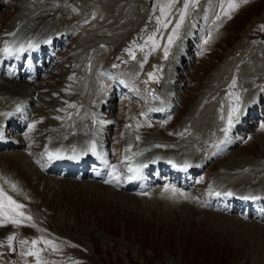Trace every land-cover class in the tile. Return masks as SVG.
<instances>
[{"label": "rangeland", "instance_id": "1", "mask_svg": "<svg viewBox=\"0 0 264 264\" xmlns=\"http://www.w3.org/2000/svg\"><path fill=\"white\" fill-rule=\"evenodd\" d=\"M117 1H110L108 12L110 10L111 12L108 14V18L114 19L113 22L117 18H121L119 19V25L121 23L123 26L114 32L99 30L93 34V37L110 42L107 40L108 35L112 33L111 36H114V45L108 46L110 48L102 62H100L103 64L107 60L113 59L116 56L115 52L120 50L119 46L123 44V41L127 44L129 38L133 37L136 43L132 46L137 49L141 46L139 50H141V55H145L143 57L144 63L141 64V68H137L136 74L131 76L133 81L130 84L136 85L135 88L140 89L142 93L139 94L138 101H125L126 110H131V113L135 115L134 121L137 125L139 118L144 121L147 119L145 115L140 114L141 110L136 109V103L139 102L141 107L145 103L156 106L160 99L156 92L153 93L151 87L155 85L154 82L157 79L160 82L162 77L163 67L161 65L166 57L164 49L161 54V49H158V47L166 27L157 25V14H153L148 18L144 27H140L141 20L147 15L146 10L131 9V12L121 11L115 13L116 11L113 10L119 6ZM13 3V7L2 9L3 13L1 15H7L6 18L4 17L3 27L8 24L15 14ZM156 10L160 11V8ZM262 10H264V0L247 3L244 9H238L239 14L237 13L235 21L232 24L229 22L223 32L209 38L207 43L211 47L208 52L199 61L191 63L189 67H184L187 71L185 76L179 78L182 91L179 101L180 106L177 114L175 113L176 119L164 130L167 132L172 130V126H175L177 120L189 110L191 104L199 95L205 76L216 68L228 51H233L237 47L236 45L240 43L238 40L243 32L242 28L245 29L244 23L264 19V17L256 19V17L260 18ZM127 16H132V18L126 22ZM152 18L154 20L147 24ZM138 19L140 21L137 27ZM166 19L168 20V12ZM138 28L141 29L138 30ZM149 36L154 37L155 43L148 39ZM243 44L241 42L240 46H243ZM232 53L229 54V58L233 56ZM235 59L237 58L231 59L230 63L235 64ZM61 73L59 71L51 78L42 79L39 85L51 88L54 91L59 86L57 77H60ZM148 73H153V77L149 78ZM147 76L149 79H146ZM120 81L123 85V79ZM45 82H47V85ZM235 85L240 87L238 82ZM91 86L89 85L88 88ZM237 87L235 88L238 89ZM100 88L98 86L96 89L86 92L85 97L88 99L95 97L97 100L96 97L100 95ZM245 96L242 97L245 98ZM262 96L264 98V92H262ZM124 98L128 100L130 96L127 95ZM46 104L39 102L35 105V110L44 115L48 109ZM263 106L264 102H262L261 107ZM111 109L109 122L115 121L116 123L112 128L109 127L107 132L111 134L113 139L114 158L118 159L119 145L122 148V156V151L131 144L129 139L139 142V139L133 138L131 133L130 136L127 135L129 129L134 133L133 129L137 132L138 130L127 127V120L125 119L128 113L125 112L122 99L117 102L115 100L111 105ZM256 112L251 117L252 121L249 128H252V133L247 137L246 143L242 144V147L233 149L225 159L218 161L211 168L212 171H217L220 166L230 165L234 161H246L250 156L257 157L260 154L264 156V127H262L264 125V109H257ZM44 123H39L36 129L29 132L30 134H25L27 136L26 143L29 136H32H30L31 145L30 147L24 146V148L17 149L18 152L15 151L17 153L16 158L9 161L10 158L7 157V153L14 151L13 149L0 151V154L2 153L0 159H6L8 165L21 169L24 175L33 182L32 186L29 185V190L33 192L34 196L36 195V200L34 196L32 198L34 200L30 199L29 196L24 194L23 189L18 188L19 186L13 187L12 182L0 173L1 181L4 182L3 186L7 187V190L12 189V199L23 205L18 211L24 213L19 225L0 224V264H36V257L22 255V252H27L30 248H33L31 244L33 239L39 241L35 247L43 249L40 256L43 260L48 261V264H264V224L240 220L239 217L234 219L230 216L237 217V215H228L221 212L217 214L218 211L198 212L192 208L188 211V209H184L185 206H180L181 209L176 207L174 208L175 212L169 213L167 209L166 211L159 207L157 210L154 208V204L148 203L149 206L137 200V202L134 200L125 201L126 199L123 198L119 199L117 203L116 198V201L109 202L108 199L105 200L106 198H104L106 196L105 191L100 196L99 194L95 195V192L92 194L83 192L84 190L78 192L76 190L81 189L80 183L74 186V183H66L60 177H57V185H52L51 180L47 178L46 164L39 156V151L42 148L40 142H42L44 135L42 132L45 131ZM142 132L145 133L144 130ZM32 138L34 139L32 140ZM24 158L30 159V161L25 162ZM30 163L34 164L33 167H37L40 173L37 175L38 177L32 176ZM248 184L241 182L239 186L248 187ZM61 185L62 187L68 185L67 188L73 193H67L66 190H63L65 193H60L55 187ZM85 187L89 190L92 189L89 184L83 186V188ZM107 195L117 197L110 193ZM19 197L21 199H18ZM160 204L162 205V203ZM29 216L32 218L31 221L26 219ZM9 235H14L11 248L7 241ZM41 237L44 240L52 241L57 249L53 250L50 245H45L44 241L40 240ZM21 240L27 241V243L22 246L20 244Z\"/></svg>", "mask_w": 264, "mask_h": 264}, {"label": "snow or ice", "instance_id": "2", "mask_svg": "<svg viewBox=\"0 0 264 264\" xmlns=\"http://www.w3.org/2000/svg\"><path fill=\"white\" fill-rule=\"evenodd\" d=\"M175 2V0H170V2L166 5H162L160 7V13L161 16L157 17V25L159 27H167V24L170 22L166 19V15H167V11L171 9L172 4ZM198 0H184V4H183V10L180 13L179 16V21L176 23L175 27L172 30V35H169L168 37V43L171 44L173 41V37L175 36L177 30L180 28L181 24L183 23L184 19H185V15L187 14L188 8L190 6L195 7L197 4ZM222 9H223V5H221ZM235 7H237V5L233 2H231V0H229L228 5H227V10L224 11V14L227 15L228 14V10L234 9ZM162 17H164V19H162ZM220 17L217 16V20H219ZM262 30H264V25H261ZM149 40H152L153 43H155L154 41V37L153 36H149L148 37ZM205 43H207V41H205ZM34 45H32L31 43H29L28 48H33ZM25 51V48L23 45H21L19 48L15 49V52H23ZM125 51L129 52L130 55L132 56V58H135L134 53H132L131 48L125 49ZM3 52L7 55H13L14 51L13 49H11L10 47H8L7 45L4 47ZM164 55L165 57L168 56V48L165 47L164 48ZM115 67V65H114ZM149 78L153 77V73H148ZM233 84H235V81H233ZM20 109L17 108V111H19ZM237 108H233L229 114H228V128L224 129L225 135H227V132L229 130V128L232 126L233 123V114L237 111ZM7 115H11V113H8ZM59 118V117H57ZM30 128L32 126H29ZM262 127H264V125H262ZM137 139H139V137H137ZM90 150L93 154H96V144L95 142H93L90 145ZM188 167L187 164L184 165V168L186 169ZM129 172L134 173V175L129 176V179H139L141 178L140 176V168H131L129 167L128 169ZM106 183H111L112 181H105ZM117 182H118V178H117ZM13 187H15V185H13ZM164 191H170L171 194L173 196L177 195L178 193V189H176L174 186H169V185H165ZM179 195L184 196L185 199H187L188 197L184 194V193H179ZM216 195H220V193H216ZM226 195L231 196L232 193L228 192L226 193ZM0 197H2L3 199L0 200V216L3 217L2 220H0V224H15V225H19L21 223V218L24 217V213L18 211L19 209H21L23 207V205L17 203L15 200L12 199L11 196H8L5 192H3L2 189H0ZM27 220L31 221V217H26ZM35 226V225H33ZM14 240V235H9L7 237V241H8V245L11 248L12 247V243ZM40 240L44 241L45 245H50L53 250L57 249V246L53 244L52 241H47L44 240L43 237L40 238ZM27 243V241H20V244L23 246ZM39 243L38 240L33 239L31 241V244L33 245V248H30L27 252H22V255H29V256H34L36 257V264H48V261H45L41 258L40 253L41 251H43V249L41 248H37L35 247L37 244ZM14 250V249H13Z\"/></svg>", "mask_w": 264, "mask_h": 264}, {"label": "bare ground", "instance_id": "3", "mask_svg": "<svg viewBox=\"0 0 264 264\" xmlns=\"http://www.w3.org/2000/svg\"><path fill=\"white\" fill-rule=\"evenodd\" d=\"M128 12V11H127ZM128 14V13H127ZM125 15V14H124ZM35 21H33L32 23H34ZM187 25L185 26V29H184V31H187ZM184 37L185 36H183L180 40H179V42H177V44H176V46H175V48L172 50V55L173 56H175L176 58H178L180 55H181V52H182V47H183V40H184ZM233 52V51H232ZM225 63V59L223 60V62L221 63V65H223ZM19 64V63H18ZM171 65L173 66V67H176V63H175V61H173L172 63H171ZM18 66H22V63L20 62V64L18 65ZM219 71H221V68H219ZM7 75H8V77L10 78V81H7V83H2V84H0V87L2 88V89H6V90H8V91H10V94H12V97H8L7 95H2V96H0V108L1 107H3V106H11L12 108H14L16 105H17V101H18V99L21 97V95H28V94H30V92H28L27 91V89H25V82H23V81H20L19 79H17V77H15L13 74H11V73H7ZM216 76V71H213L212 72V74L210 75V76H208V78H206L205 80H204V83H205V90H207L213 83L211 82V80H212V78H214ZM45 88V87H44ZM36 91H39L40 92V95H41V93H45L46 92V90L45 89H43L42 87H36V90H32V93H31V95L34 97V95H35V92ZM57 93H53V95H56ZM208 93L207 92H203L202 93V97H205L206 95H207ZM8 99H11L12 100V102L11 101H9V102H6ZM41 99L42 100H45L46 98L44 97V96H41ZM203 98H200V100L197 102V103H195L194 105L195 106H197L200 102H201V100H202ZM46 101V100H45ZM252 105V104H251ZM248 111V110H247ZM246 111V108L241 112V114H240V117H242L243 115H245L246 113H248ZM77 113V110L76 109H74V115ZM32 114V113H31ZM41 115V114H40ZM46 115V114H45ZM48 115V114H47ZM41 118L42 117H38V119L37 118H35L36 120H41ZM87 120L89 121V123H91V121H93L94 120V115H93V113H91L90 114V116L87 118ZM77 122V120H76V118H75V116H73L70 120H65L64 119V117H62L61 119H60V121L59 122H54L53 123V125H52V128H51V130H49V131H47V135H49V137H50V139H51V142H53L55 139H57V140H62V142H64V143H67L68 145H69V147H71L72 146V142L70 141V139H69V136H70V131H71V129L73 128V125L75 124ZM82 130V128L80 129V131ZM42 132V131H41ZM43 133V132H42ZM30 134V133H29ZM32 134V133H31ZM46 134V133H45ZM29 136V135H28ZM31 136V135H30ZM25 137H27L26 135H25ZM32 137V136H31ZM30 137V138H31ZM34 138H32V140H33ZM82 141L84 142V140L82 139ZM31 142V141H30ZM35 142V141H34ZM16 144H18V142H15V143H13V142H10V143H7V146L6 147H8V146H14V145H16ZM19 144H21V143H19ZM40 144V143H39ZM16 147V146H15ZM45 149H46V146H45ZM64 150H66L65 148H62V151H64ZM132 152H130L129 154H127L126 155V158H127V160H126V163H131V161L133 160V159H135V155H136V151H137V148H133L132 150H131ZM34 153V152H33ZM132 153H135V154H132ZM19 154H21V153H19ZM23 154V153H22ZM31 154V153H30ZM45 154V153H44ZM10 155H13V156H16L17 155V153H11ZM9 154H8V156H10ZM237 155V154H236ZM24 156V155H23ZM34 156V155H33ZM230 156V155H229ZM21 157H22V155H21ZM25 157H27V156H25ZM29 157V156H28ZM23 158V157H22ZM35 158V157H34ZM13 159V158H12ZM47 159V158H46ZM227 159V158H226ZM1 161H6V159L4 160H1ZM29 161H30V159H29ZM39 161V160H38ZM43 161V160H42ZM252 161H254V160H252ZM40 162V161H39ZM234 162H238V161H234ZM233 162V163H234ZM251 162V161H250ZM0 163H2V162H0ZM36 163V162H35ZM37 164V163H36ZM40 165V164H39ZM226 166V165H225ZM225 166H223V167H225ZM240 166V167H239ZM242 166H244V164H242V163H237L235 166H233L232 167V169H236V168H241ZM148 167V166H147ZM226 168H229L228 166H226ZM33 170V174H32V176L33 175H35L36 177H38L37 175L38 174H40L39 172H38V170L37 169H35V168H33L32 169ZM221 171V170H220ZM42 172V171H41ZM21 176H22V179L23 180H25V181H28V178L27 177H25L22 173H21ZM35 176H33V177H35ZM6 178V177H5ZM0 180H1V178H0ZM147 180H149V178H147V177H145V175H142V184H145L146 183V181ZM19 182V184H20V181H18ZM4 183V182H3ZM8 183V182H7ZM6 183V184H7ZM11 184V183H10ZM9 184V185H10ZM94 184V183H93ZM5 185V184H4ZM80 186H81V189H78V190H76V191H78V192H82L81 190H84L83 192H88V191H86L87 190V188L85 187V188H83V185H82V183H80L79 184ZM95 185V184H94ZM146 185V184H145ZM7 186H8V184H7ZM68 186V185H67ZM67 186H63L62 187V185H61V187L59 186V188L58 187H55L56 188V190L57 191H62V190H69V188H67ZM74 186H76V184L74 185ZM73 186V187H74ZM69 187V186H68ZM5 189L7 188V187H4ZM19 188V187H18ZM65 188V189H64ZM72 188V187H71ZM77 188V187H76ZM94 188V187H93ZM92 188V189H93ZM73 189H75V188H73ZM89 189V188H88ZM95 189H96V191H95V195H97V194H99V196L102 194V190H100L99 188H97V187H95ZM97 189H98V191H97ZM109 193L110 194H113V195H116L117 197H114V196H111V195H107L108 194V192H106L105 193V195L106 196H108V197H106V196H104V198H106L105 200H107L108 199V201L109 202H114V201H116L115 199L117 198V203L119 202V199H123V198H125V199H127L126 198V196H122V195H119V194H117V193H114L113 191H111V190H109ZM111 199H113V200H111ZM34 200V199H33ZM137 202V201H136ZM143 203H145V204H153L154 202H151V201H142ZM148 204V205H149ZM145 206V205H144ZM147 206V205H146ZM150 206V205H149ZM132 208H133V205L131 206ZM164 207H166L165 205H164ZM164 207H162V209H165ZM132 210H134V209H132ZM166 210V209H165ZM168 210V209H167ZM166 210V211H167ZM176 214V213H175ZM163 215V214H162ZM167 216V215H166ZM2 220V219H1Z\"/></svg>", "mask_w": 264, "mask_h": 264}]
</instances>
